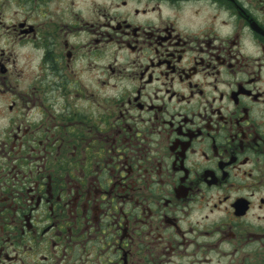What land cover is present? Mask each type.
<instances>
[{
  "label": "flooded vegetation",
  "instance_id": "flooded-vegetation-1",
  "mask_svg": "<svg viewBox=\"0 0 264 264\" xmlns=\"http://www.w3.org/2000/svg\"><path fill=\"white\" fill-rule=\"evenodd\" d=\"M0 264H264V0H0Z\"/></svg>",
  "mask_w": 264,
  "mask_h": 264
}]
</instances>
